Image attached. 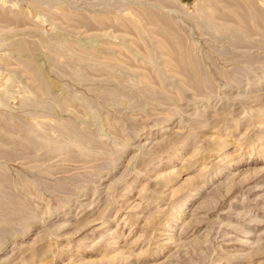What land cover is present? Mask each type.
I'll return each mask as SVG.
<instances>
[{
    "label": "rangeland",
    "instance_id": "1",
    "mask_svg": "<svg viewBox=\"0 0 264 264\" xmlns=\"http://www.w3.org/2000/svg\"><path fill=\"white\" fill-rule=\"evenodd\" d=\"M0 264H264V0H0Z\"/></svg>",
    "mask_w": 264,
    "mask_h": 264
}]
</instances>
